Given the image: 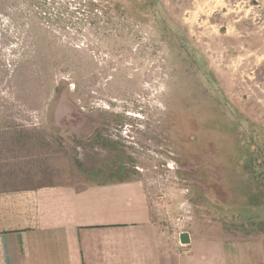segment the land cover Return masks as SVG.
<instances>
[{
  "label": "rangeland",
  "instance_id": "1",
  "mask_svg": "<svg viewBox=\"0 0 264 264\" xmlns=\"http://www.w3.org/2000/svg\"><path fill=\"white\" fill-rule=\"evenodd\" d=\"M125 179L264 234V0H0V189Z\"/></svg>",
  "mask_w": 264,
  "mask_h": 264
},
{
  "label": "crops",
  "instance_id": "2",
  "mask_svg": "<svg viewBox=\"0 0 264 264\" xmlns=\"http://www.w3.org/2000/svg\"><path fill=\"white\" fill-rule=\"evenodd\" d=\"M0 264H264V234L173 241L136 179L0 189Z\"/></svg>",
  "mask_w": 264,
  "mask_h": 264
},
{
  "label": "water",
  "instance_id": "3",
  "mask_svg": "<svg viewBox=\"0 0 264 264\" xmlns=\"http://www.w3.org/2000/svg\"><path fill=\"white\" fill-rule=\"evenodd\" d=\"M180 239H181V242H182V243H187V242H189V241H190L189 233H186V232L181 233V235H180Z\"/></svg>",
  "mask_w": 264,
  "mask_h": 264
}]
</instances>
